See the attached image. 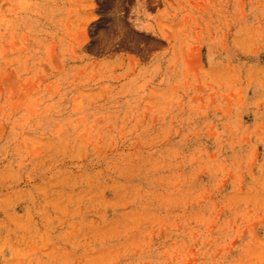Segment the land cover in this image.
Wrapping results in <instances>:
<instances>
[{"label":"rangeland","instance_id":"rangeland-1","mask_svg":"<svg viewBox=\"0 0 264 264\" xmlns=\"http://www.w3.org/2000/svg\"><path fill=\"white\" fill-rule=\"evenodd\" d=\"M0 264H264V0H0Z\"/></svg>","mask_w":264,"mask_h":264}]
</instances>
